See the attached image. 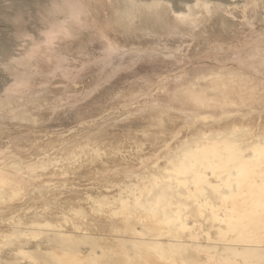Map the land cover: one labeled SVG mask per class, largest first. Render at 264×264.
Here are the masks:
<instances>
[{
  "label": "rangeland",
  "instance_id": "374dc122",
  "mask_svg": "<svg viewBox=\"0 0 264 264\" xmlns=\"http://www.w3.org/2000/svg\"><path fill=\"white\" fill-rule=\"evenodd\" d=\"M263 60L264 0H0V264H53L48 255L64 250L91 257L67 264H128L135 249L126 224L136 216L138 225L173 228L194 257L184 263L188 251L173 245L158 260L141 245L145 235L139 263L254 264L242 240L251 223L236 216L261 214L264 204L196 186L241 178L255 184L234 191L246 197L264 188V152L232 160L226 142L227 131L242 135L236 147L264 133ZM237 78L251 84L243 96L232 93ZM168 161L197 167L189 181L176 179V191L152 198ZM165 208L183 210V224L162 220Z\"/></svg>",
  "mask_w": 264,
  "mask_h": 264
},
{
  "label": "bare ground",
  "instance_id": "6f19581e",
  "mask_svg": "<svg viewBox=\"0 0 264 264\" xmlns=\"http://www.w3.org/2000/svg\"><path fill=\"white\" fill-rule=\"evenodd\" d=\"M264 61V60H263ZM225 68V67H224ZM256 69V68H255ZM259 69V68H258ZM227 71V70H226ZM257 71V70H256ZM241 73V72H240ZM221 74H222V71H221ZM218 75V74H217ZM219 75H220V73H219ZM218 75V76H219ZM235 75V74H234ZM221 77H222V75H221ZM233 77V76H232ZM217 78V79H216ZM216 78H214L213 80H214V83L216 82V81H219L218 80V78L219 77H216ZM239 78V77H238ZM238 78L237 79H234V81L233 82H231L232 84H230V85H232V87L234 88V90L232 89V87H231V92H232V90H233V92L232 93H234V94H236V95H240L241 94V92L239 91L240 89H241V91H242V89L244 88V89H246L247 87L249 88V86L251 85V84H248L247 83V81L245 80V81H243L242 79H240V80H238ZM254 78V77H253ZM212 80V81H213ZM216 80V81H215ZM237 80V81H236ZM250 80V79H249ZM232 81V80H231ZM212 83V82H211ZM218 83H220V82H218ZM223 83V82H222ZM227 83V82H226ZM228 84V83H227ZM191 85V84H190ZM201 85V84H200ZM204 85V84H203ZM202 85V86H203ZM220 85V84H219ZM201 86V88L203 89V87ZM242 87V88H241ZM191 88V87H190ZM189 88V89H190ZM198 88V87H197ZM200 88V87H199ZM200 88V89H201ZM183 89V88H182ZM204 90V89H203ZM202 90V91H203ZM194 91V90H193ZM191 92L190 94L192 95L191 96V98H193V100L195 99V101L194 102H196V100H198V101H200L199 103L200 104H202V106H206L207 104L204 102V98L206 97H204L203 98V93L200 91V92H198L197 94H195V92ZM195 91H196V89H195ZM219 91V90H218ZM243 91H245V90H243ZM217 92V91H216ZM230 92V91H229ZM230 92V94H232ZM188 93H189V90H188ZM188 93H187V95H188ZM193 93V94H192ZM202 93V94H201ZM219 93V92H218ZM217 93V94H218ZM189 94V95H190ZM225 94H227V93H225ZM230 94H228L229 96H230ZM234 94H232V96H230L231 98L233 97V95ZM205 95V94H204ZM228 95H226V96H228ZM185 96H186V93H185ZM240 96H243V95H240ZM239 96V97H240ZM247 96V95H246ZM218 97V96H217ZM229 97V98H230ZM238 97V98H239ZM245 97V96H244ZM221 98V97H220ZM223 98V97H222ZM226 98V97H225ZM228 98V99H229ZM236 98V97H235ZM242 99V98H241ZM223 100H224V98H223ZM235 100V99H234ZM189 101V100H188ZM197 101V102H198ZM206 101V100H205ZM223 102H225V101H223ZM252 102V101H251ZM198 103V104H199ZM230 103H231V101H230ZM189 104V103H188ZM194 104V103H193ZM204 104H206V105H204ZM192 105V104H191ZM190 105V106H191ZM197 107H198V105H196ZM201 106V107H202ZM214 106V105H213ZM218 106V105H217ZM192 107V106H191ZM247 107V106H246ZM198 109V108H197ZM229 109V108H228ZM196 110V109H195ZM194 110V111H195ZM210 110V109H209ZM230 110V109H229ZM202 112H203V110H202ZM190 117V116H189ZM242 119V118H241ZM263 119V118H262ZM188 120V119H187ZM200 120V119H199ZM222 122V121H221ZM227 122V121H226ZM225 122V123H226ZM242 122H243V120H242ZM202 123V122H201ZM245 123V122H244ZM49 124V123H48ZM222 124V123H221ZM238 124V123H237ZM228 125V124H227ZM213 126V125H212ZM212 126H210V127H208V128H210L211 129V127ZM227 127V126H225V125H223L222 124V127ZM237 126V125H236ZM221 127V128H222ZM231 127V126H230ZM241 127V126H240ZM199 128H201L202 129V126L201 127H199ZM198 128V129H199ZM207 128V129H208ZM213 128H216L215 126H213ZM212 128V129H213ZM218 128V127H217ZM216 128V129H217ZM260 128V127H259ZM197 129V130H198ZM207 129H206V132H208L207 131ZM229 129V128H228ZM242 129H243V127H242ZM246 129V128H245ZM196 130V129H195ZM213 130H215V129H213ZM222 130H224V129H222ZM241 130V129H240ZM248 130V129H247ZM251 130V129H250ZM193 131H194V129H193ZM225 131H226V129H225ZM244 131H246V130H244ZM263 131V130H262ZM195 132V131H194ZM196 132H201V130L200 131H196ZM204 132H205V130H204ZM209 132H211V130L209 131ZM223 133H224V131H222ZM250 132V131H249ZM227 133H231V134H228L227 136H226V142H227V146L228 147H230L231 149H230V159L232 158V160L236 157V156H240V155H242V156H247V155H259V154H262L263 152H264V133H262V132H260V136H258L259 138H258V140H256L255 138V140L256 141H258L257 143H255L256 141L253 139V140H248V141H246V142H243V143H240V144H238L237 145V147H236V140L238 141V140H240L241 139V136L242 135H240V132H239V135L237 134V133H235V134H232V132H229V131H227ZM234 133V132H233ZM195 134V133H194ZM199 134V133H198ZM215 133H214V131H213V135H214ZM225 134V133H224ZM241 134H242V132H241ZM212 135V134H211ZM218 136H220L219 138H221V136L222 135H218ZM165 137V136H164ZM207 137V136H206ZM208 137H209V135H208ZM214 138H216L217 139V137H214ZM218 138V139H219ZM165 139V138H164ZM190 139V138H189ZM209 139V138H208ZM217 139V140H218ZM161 142V141H160ZM254 142V143H253ZM192 144V143H191ZM200 144V143H199ZM205 145V144H204ZM249 145H253V147L251 148V150H248V146ZM188 146H190L189 144H184V145H182V147L181 148H188ZM199 147V146H198ZM189 149V148H188ZM203 149V148H202ZM185 151V150H184ZM187 151V150H186ZM189 151V150H188ZM198 153V152H197ZM184 154V153H183ZM89 156V155H88ZM92 157H93V155H92ZM80 158V157H79ZM78 158V159H79ZM240 158V157H239ZM238 158V159H239ZM243 158V157H242ZM77 159V160H78ZM189 159V158H188ZM225 159V158H224ZM70 161V160H69ZM79 161V160H78ZM78 161H75V163L76 162H78ZM82 161V160H81ZM83 161H84V159H83ZM95 161V160H94ZM73 162V161H72ZM234 162V161H233ZM244 162V161H243ZM242 162V163H243ZM261 162V161H260ZM61 163V162H60ZM66 163H68V162H66ZM74 163V165H76ZM227 163H228V161H223V162H221L218 166L219 167H224L225 165L227 166ZM247 163V162H246ZM259 163V162H258ZM63 164V163H62ZM84 164V163H83ZM175 164H177V163H175ZM172 161H168V162H166V164L164 165V166H161L160 168H159V176L160 177H162V180H163V182L159 185V186H157V187H154V188H151L150 189V193H149V196L150 197H152V198H154V195H156V197H157V195H164V194H166V193H168V192H171V191H173V190H175V184H173L175 181H176V179L177 178H182V179H188V181H189V178L188 177H190V175L191 174H193V169L195 168V167H197V164H196V162L195 163H190V162H188V161H185V162H183V163H181L180 165H175ZM54 165H55V163H54ZM53 165V166H54ZM67 165V164H66ZM88 165V164H87ZM60 166V165H59ZM63 166V165H62ZM69 166H71V165H68V167ZM73 166V165H72ZM84 166V165H83ZM24 167V166H23ZM62 168H64V167H62ZM54 169V168H53ZM235 169H236V166H233L232 167V170H230V168H229V170H227V171H225V172H223V174H221V176H220V178H223V179H221L222 181V183L224 182V181H227V176L229 175V174H232V175H234L235 173H234V171H235ZM238 169L239 170H242L243 171V173H244V171H247V170H249L247 167H243V166H238ZM49 170V169H48ZM64 170H66V169H64ZM63 170V171H64ZM57 171H58V169H57ZM202 171V170H201ZM205 171V170H204ZM45 172V171H44ZM58 172H60V171H58ZM85 172V171H84ZM239 172V171H238ZM43 173V172H42ZM61 174V173H60ZM94 175V174H93ZM195 175V174H194ZM220 175V174H219ZM238 175H240V174H238ZM243 175V174H242ZM205 177H206V175H204ZM170 177H171V179H170ZM204 177V178H205ZM241 177V176H240ZM62 179V178H61ZM191 179V178H190ZM41 180V179H40ZM39 180V181H40ZM49 180V179H48ZM51 180V179H50ZM49 180V181H50ZM199 180H201L200 179V177L199 176H197V178H195L194 179V181H195V183H197ZM230 180V179H229ZM42 181V180H41ZM45 181H47V180H45ZM206 181V180H205ZM199 182H201V181H199ZM202 183V182H201ZM231 184H230V186H225V187H223V186H221V184L220 183H211L210 181H207V182H205V183H203L202 185H198V186H196V187H199V186H201V187H207L206 189L208 190V188H210V187H213V191H214V195L215 196H217V197H221V198H224V197H227L228 199H233V198H236V197H241L242 199H246V198H248V201H252V202H255V203H257V204H259V205H262V204H264V188L262 189V190H259L258 192H259V194L258 195H253V196H250V197H246V196H244V194L243 193H235L234 191L235 190H237V189H240L241 187H243V186H254L255 187V184H253L252 182H243L242 180H241V178H239V179H236L235 181H231L230 182ZM45 184V183H44ZM47 184H48V182H47ZM59 184V183H58ZM16 185V184H15ZM49 185V184H48ZM180 185V184H179ZM188 185V184H187ZM41 186V185H40ZM181 186V185H180ZM179 186V187H180ZM47 187V186H46ZM182 187V186H181ZM181 187H180V189H181ZM215 188V189H214ZM127 189H129V188H127ZM126 189V190H127ZM186 189V188H185ZM196 189V188H195ZM212 189V188H211ZM6 190V189H5ZM197 191L196 192H200V190H199V188H197L196 189ZM176 191V190H175ZM182 191H184V189L182 188V190H180V192H182ZM211 191V190H210ZM212 191V192H213ZM128 192V191H127ZM185 192V191H184ZM7 193H9V192H7ZM173 193V196H175L174 195V192H172ZM183 193V192H182ZM203 195H205V197H207V195H209V192H207V191H202L201 192ZM10 194V193H9ZM197 194V193H196ZM211 194V193H210ZM213 194V193H212ZM11 195V194H10ZM106 196V195H105ZM113 195L111 194V197H112ZM161 196V197H162ZM215 196H213V197H215ZM110 197V198H111ZM166 197H167V195H166ZM109 198V197H108ZM109 198V199H110ZM162 198H164V197H162ZM170 198V197H169ZM182 198V197H181ZM185 198V197H184ZM211 198V197H210ZM166 199V198H165ZM164 199V200H165ZM176 199V198H175ZM186 199V198H185ZM192 199V198H191ZM24 200V199H23ZM22 200V201H23ZM108 200V199H107ZM179 200V199H178ZM178 200H176V201H178ZM230 200V201H231ZM188 201H190V199L188 200ZM224 201V200H223ZM222 201V203L221 204H219L218 205V207L219 208H217V209H220V207L221 206H224V202ZM258 201V202H257ZM154 202H156V201H154ZM154 202H153V204H154ZM165 202V201H164ZM172 202V201H171ZM180 202V201H179ZM179 202H177V203H179ZM184 202V201H183ZM157 203V202H156ZM176 203V202H175ZM174 203V204H175ZM192 205H193V203L192 202H190ZM189 203V204H190ZM8 204V203H7ZM13 204V203H12ZM158 204H160V205H158ZM157 205L158 206H161L162 205V203L159 201V203H158ZM188 204V203H187ZM190 204V205H191ZM207 204H209V203H207ZM211 204H212V202H211ZM163 205H164V203H163ZM213 205H214V203H213ZM8 206H11L10 204H8ZM17 206V205H16ZM18 206H19V204H18ZM17 206V207H18ZM66 206V205H65ZM149 206V205H148ZM157 206V207H158ZM197 206V204L195 205V207ZM215 206H216V204H215ZM232 206H234V202L232 201V204H231V207H229V206H226V208L223 210V212L225 211V214H227L228 216V218L230 217L229 216V214L227 213L228 212V210H227V208H232ZM6 207H7V205H6ZM68 207V206H67ZM141 207V209L142 210H145V211H147L146 209H147V206H140ZM190 207H192V206H189V209H190ZM262 208H264L263 206H261ZM13 208V207H12ZM69 208V207H68ZM67 208V209H68ZM193 208H194V206H193ZM3 209V208H2ZM13 209H15V208H13ZM17 209H19V208H17ZM156 209V208H155ZM159 209V208H158ZM158 209H156L155 211L157 212V210ZM217 209H215V210H217ZM142 210H140V212H141V215L140 216H142V214L144 213H142ZM151 210V209H150ZM165 210H166V208H165ZM164 210V212L162 211V217L158 214V216H160L161 217V219L162 220H167V221H171L172 223L174 222V223H176V221H177V223L178 224H183V221H184V216H185V212L183 211V210H181L180 208L179 209H177V210H166L165 211ZM259 210H260V208H259ZM11 211H13V210H11ZM15 211V210H14ZM128 210H126V212H127ZM136 211H138V209H136ZM153 211V210H152ZM152 211H150L151 213H152ZM9 212V211H8ZM125 212V213H126ZM135 212V211H134ZM140 212L138 211V214H140ZM196 212V211H195ZM20 213V212H19ZM124 213V214H125ZM132 213V212H131ZM137 213V212H136ZM135 213V215H138V214H136ZM197 213V212H196ZM5 214V213H4ZM26 214V213H25ZM149 214V213H148ZM147 214V215H148ZM134 215V214H133ZM134 215V216H135ZM147 215H146V217H147ZM151 215V214H150ZM156 215H157V213H156ZM153 216L154 218L155 217H158V216ZM199 215V214H198ZM124 216V215H123ZM133 216V217H134ZM139 216V217H140ZM145 216V215H144ZM149 216V215H148ZM226 216V215H225ZM60 217V216H59ZM136 217H138V216H136ZM136 217L134 218V219H132V220H136ZM151 217V220L153 221V217H152V215L150 216ZM236 217H238V218H240V219H245V222H247V223H251V226H250V228H248L249 229V232H251V235H249V236H246V237H243L242 238V240H244L245 242H246V244L248 245V249H247V255H248V257L250 258V260H253V262H254V264H264V210H263V212L260 214V213H253V214H250V213H248V214H243V213H240L239 214V216H236ZM36 218V217H35ZM40 218V217H39ZM47 218V217H46ZM80 218V217H79ZM141 218H143V217H141ZM145 218V217H144ZM159 218V217H158ZM122 219H125V218H122ZM138 219V218H137ZM140 219V218H139ZM138 219V220H139ZM147 218H145V220H146ZM155 219H157V218H155ZM43 220V219H42ZM126 220V219H125ZM132 220H130L131 222H135V223H131L132 224V226H131V224L130 223H128V224H126V225H129L128 227H130V232H131V235H130V238H129V236L128 235H126L125 236V238L124 239H126L127 241H130V243H131V247H133V249H135V251L129 256V262L130 263H132V264H145V262L144 263H139V261H141V262H143L142 260H140V257L142 258H144V256H143V254H142V252H143V250H142V252H141V248L143 249L144 247L148 250H150V252H152L153 253V255L154 254H156V256H157V258H158V260H161V259H159V257H158V253L159 252H162L163 250L165 251V249H167L168 250V248H170V246H173V245H175L176 247H178V248H180V250L181 249H185L186 251H188L187 253L190 255V252L192 251L191 249H190V252H189V249L187 248V244L180 238V237H178V235L177 234H175L174 232V230H173V228H172V230L171 229H164L165 227H167V226H165V227H162L163 226V224H162V226L161 225H159L158 223H157V220H156V223L158 224H156V226H160L159 228H157L154 224V226L156 227L155 229H157V230H153L154 229V226L153 225H151L152 227H153V229H151V227H147L148 225H146V226H144L145 224H139V225H142V226H144L146 229L148 228V232L147 231H143V230H140V227H139V225L136 223V221L137 222H139L138 220H136V221H132ZM44 221V220H43ZM141 221V220H140ZM143 221V220H142ZM150 221V220H149ZM243 221V220H242ZM38 222H39V220H38ZM41 222V221H40ZM148 222V221H147ZM147 222H146V224H147ZM162 222V221H161ZM160 222V223H161ZM27 223V222H26ZM140 223V222H139ZM149 223H151V222H149ZM153 223V222H152ZM239 223V222H238ZM243 223V222H242ZM37 224V223H36ZM135 224H137L138 226H136ZM70 225V224H69ZM116 225V224H115ZM133 225H135V226H133ZM174 225H176V224H174ZM185 225V224H184ZM239 225H242V224H239ZM238 225V226H239ZM25 226H26V224H25ZM178 226V225H177ZM177 226H175V228L177 227ZM242 226H244V225H242ZM249 226V225H248ZM124 227V226H123ZM122 227V228H123ZM162 227V228H161ZM179 227V226H178ZM168 228V227H167ZM170 228V227H169ZM242 229V228H241ZM241 229H240V231H241ZM82 230V229H81ZM129 229H127V231H128ZM238 230V229H237ZM113 231V230H112ZM112 231H111V233H112ZM81 232V231H80ZM245 232V231H244ZM29 233V232H28ZM27 233V234H28ZM113 233H114V231H113ZM26 234V233H25ZM26 234V235H27ZM80 234V233H79ZM127 234H128V232H127ZM161 234L162 235H166L167 236V238H166V240H161L160 239V236H161ZM243 234V233H242ZM261 234V235H260ZM114 235H115V237H116V234L114 233ZM145 235L146 236H149L147 239H150V240H148V242H146L147 244H141L140 242H141V239H143V236H144V240L146 239L145 238ZM59 236H60V231H59ZM67 236V235H66ZM127 236H128V238H127ZM77 237V236H76ZM111 237H113V236H111ZM194 237V236H193ZM192 237V238H193ZM110 238V237H109ZM117 238V237H116ZM141 238V239H140ZM75 239V238H74ZM76 239H78V237L76 238ZM113 239V238H112ZM124 239H121L122 241L124 240ZM147 239H146V241H147ZM43 240V239H42ZM64 240H66V239H64ZM115 240V239H114ZM113 240V241H114ZM118 239H116V241H117ZM18 242H20V241H22L23 242V240H17ZM17 241H14V242H17ZM58 241V240H57ZM63 241V240H62ZM108 241V240H107ZM113 241H111L112 243H113ZM115 241V242H116ZM58 242H60V241H58ZM64 243H66L65 241H63ZM62 242V243H63ZM68 242V241H67ZM73 242H75V240L73 241ZM82 242L84 243L85 241H83L82 240ZM111 242H108V243H110L111 244ZM143 242V241H142ZM1 243V242H0ZM61 243V242H60ZM61 243V244H62ZM63 243V244H64ZM79 243H81V240H80V242ZM18 244V243H17ZM66 244H68V243H66ZM66 244H64V245H66ZM73 244H75V243H73ZM144 245V247L143 246H141V245ZM113 245V244H112ZM117 246V244H114V249H116V246ZM120 245V244H119ZM146 245V246H145ZM121 246H123V245H121ZM67 247H70V246H67ZM108 247V246H107ZM112 247V246H111ZM118 247V246H117ZM168 247V248H167ZM113 248V247H112ZM119 248H120V246H119ZM123 248V247H122ZM122 248H121V250L120 249H118V250H120V251H123L122 250ZM144 248V249H145ZM172 248V247H171ZM188 250H187V249ZM70 249H72V248H70ZM109 249V248H108ZM23 250V249H22ZM117 250V251H118ZM127 250H129L128 248H127ZM131 250V249H130ZM179 250V251H180ZM107 251V250H106ZM31 252H34V253H36V254H38V250L36 251V250H34V251H31ZM112 252V251H111ZM110 252V253H111ZM145 252V251H144ZM148 252V253H147ZM183 252V251H182ZM185 252V251H184ZM183 252V253H184ZM196 250H195V256H197L198 257V255H196ZM44 253H45V251H44ZM44 253H42L41 254V251H40V253L39 254H41L40 256L42 257V255L44 254ZM106 253V252H105ZM117 253V252H116ZM146 253L149 255V251H146ZM152 253H150V257H152V259H153V256H152ZM164 253L165 252H163V253H161L162 255H164ZM181 253V252H180ZM198 253V252H197ZM201 253V252H200ZM18 254V253H17ZM51 254V253H50ZM48 255V253H47V255L50 257L51 256V259H52V257H54L55 258V263L53 262V264H67V262L68 261H74V262H79V263H83V262H90V260H91V257H89V258H83V259H80L79 257H77V255L76 254H73V253H70V252H68L67 250H64L62 253H52V255ZM107 254V253H106ZM109 254V253H108ZM111 254H113V253H111ZM123 254H124V258L123 259H125L127 256H125V253L123 252ZM160 253H159V255H161ZM185 254V256H183L184 257V263H187L189 260H190V258H191V255H192V252H191V255L190 256H188L186 253H184ZM184 254H179V255H184ZM44 255H46V254H44ZM103 255H104V253H103ZM120 255V254H119ZM145 255V254H144ZM174 255V254H173ZM173 255H171V256H173ZM207 255V254H206ZM211 255V254H210ZM213 255V254H212ZM24 256H26V255H23V257ZM111 256V255H110ZM110 256H108V258L110 257ZM117 256V259H118V255H115L114 256V258ZM121 256L123 257V255H122V253H121ZM156 256L154 257V259L156 258ZM167 256V255H166ZM176 255H174L173 257H175ZM199 256H200V254H199ZM202 256V255H201ZM105 257H107V256H105ZM113 256H111L110 258H112ZM146 257H147V255H146ZM173 257H171V258H173ZM179 257V256H178ZM197 257H195V258H197ZM180 259H181V261L180 260H178V261H180L181 262V264L183 263V261H182V258L181 257H179ZM199 258V257H198ZM202 258V257H201ZM116 259V260H117ZM122 259V258H121ZM121 259L120 260H118V261H120L121 262ZM122 259V260H123ZM145 259V258H144ZM148 259H150V258H148ZM151 259V260H152ZM166 259V258H165ZM191 259H194V257L193 258H191ZM200 259V258H199ZM212 259V258H211ZM45 260H46V258H45ZM45 260H44V262H45ZM99 260V259H98ZM97 260V261H98ZM147 260V259H146ZM145 260V261H146ZM176 260V259H175ZM112 261H114V260H112ZM125 261H126V259H125ZM149 261V260H148ZM154 261V260H153ZM157 261V260H156ZM163 261V260H162ZM201 261V260H200ZM129 262H128V264H129ZM164 262H165V260H164ZM163 262V263H164ZM194 262L195 261H193V264H194ZM35 263V262H34ZM99 263V262H98ZM126 263H127V261H126ZM148 263V262H147ZM152 263H155V261L154 262H152L151 261V264ZM157 263V262H156ZM155 263V264H156ZM36 264V263H35ZM52 264V263H51ZM89 264V263H88ZM91 264H93L92 262H91ZM95 264V263H94ZM97 264V263H96ZM111 264V263H110ZM118 264H121V263H118ZM149 264V263H148ZM179 264V263H178ZM245 264H251V263H249V262H247V263H245Z\"/></svg>",
  "mask_w": 264,
  "mask_h": 264
},
{
  "label": "snow or ice",
  "instance_id": "6c2138e0",
  "mask_svg": "<svg viewBox=\"0 0 264 264\" xmlns=\"http://www.w3.org/2000/svg\"><path fill=\"white\" fill-rule=\"evenodd\" d=\"M154 6L155 7H159L160 5L157 3V4H154ZM179 20H183L184 19V17H180V18H178Z\"/></svg>",
  "mask_w": 264,
  "mask_h": 264
}]
</instances>
